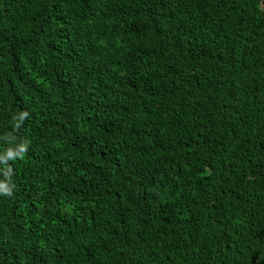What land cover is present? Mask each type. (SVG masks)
<instances>
[{"label":"trees","instance_id":"obj_1","mask_svg":"<svg viewBox=\"0 0 264 264\" xmlns=\"http://www.w3.org/2000/svg\"><path fill=\"white\" fill-rule=\"evenodd\" d=\"M0 264H264V0H0Z\"/></svg>","mask_w":264,"mask_h":264},{"label":"clouds","instance_id":"obj_2","mask_svg":"<svg viewBox=\"0 0 264 264\" xmlns=\"http://www.w3.org/2000/svg\"><path fill=\"white\" fill-rule=\"evenodd\" d=\"M0 195H11V189L3 182H0Z\"/></svg>","mask_w":264,"mask_h":264}]
</instances>
